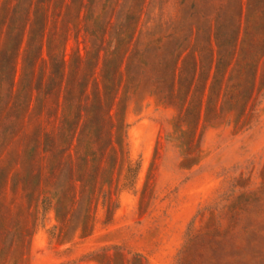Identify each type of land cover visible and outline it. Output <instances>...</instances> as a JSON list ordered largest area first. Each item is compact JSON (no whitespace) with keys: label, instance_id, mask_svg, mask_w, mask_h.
Here are the masks:
<instances>
[{"label":"rangeland","instance_id":"obj_1","mask_svg":"<svg viewBox=\"0 0 264 264\" xmlns=\"http://www.w3.org/2000/svg\"><path fill=\"white\" fill-rule=\"evenodd\" d=\"M246 1L0 0V48L26 37V105L0 83V264H264V29ZM41 39L66 45L61 80ZM67 100L96 104L99 132L71 130Z\"/></svg>","mask_w":264,"mask_h":264},{"label":"trees","instance_id":"obj_2","mask_svg":"<svg viewBox=\"0 0 264 264\" xmlns=\"http://www.w3.org/2000/svg\"><path fill=\"white\" fill-rule=\"evenodd\" d=\"M246 9H245V18L248 21H252V29L255 32H260V30L264 29V15L263 17L258 20L256 18L253 17L252 15V7H251V3L249 4V0L246 1ZM262 11V9H261ZM262 13H264L262 11ZM5 14L1 15L2 19L1 20H6L5 19ZM42 18V17H41ZM45 20L44 18L36 20L33 24L30 23V27H29V31L30 33H28L27 36V42L29 41V39L31 38L33 31H37L41 33V36L43 37L45 34V29H44V24H45ZM39 23V26H38ZM36 24V25H35ZM99 28L103 29L104 27L102 25H100L99 21H97V23ZM43 25V26H42ZM7 26L9 27V29H13V24H7ZM249 30V28L244 27L243 28V35L245 36L247 34V31ZM24 41H26V37L24 36V33H22L21 37L19 36H15L14 37V32L12 31L11 33H9L6 38L5 41L3 43V46L0 48V83L7 81L9 87H10V91L13 94H18V98H20V101L26 105V80H24V75L25 73V59L24 61L21 63V65H19L18 63V59L15 56L14 57V48L16 49H20V47H22V44L24 43ZM44 42L46 44V46L44 47ZM51 45L56 46L57 47V51H58V58L57 60L53 58L54 56V51H52L51 49ZM254 50L257 51L258 49H262L264 48V34L263 36H259L257 38L256 43L253 45ZM39 56L42 58L43 57V52L45 51L49 57V59H53V63H54V69H53V73L52 79L55 80H61L63 77V69L62 68L66 62H67V58H66V54H67V50H66V45H64L62 43V40L57 39V40H53L52 42L50 41L49 43V39H41V46L39 47ZM24 51L26 52V48H24ZM79 59H81V61H85L86 63V67L87 70L96 73L97 72V67L99 66V54L97 53L95 60L89 56L88 50L85 48L84 49V54H81L79 52L78 55ZM124 58V57H123ZM123 60V59H122ZM111 61V60H110ZM108 60V62L106 64H102V66H100V70L97 73H100V79L102 80L103 83V89L105 92H108L110 94V92H114L115 88H116V81L114 80V77L112 78V75L110 73V67L114 66V65H110L111 62ZM115 71L118 70L119 65H115ZM117 69V70H116ZM120 71V70H119ZM96 85L98 87V80H96ZM41 85H39L37 88L39 89ZM81 91V94H85L86 93V84H82L79 83V92ZM68 96L67 99L72 98L74 96H76L72 89H68L67 90ZM31 95V96H30ZM32 94H29L28 100H29V104H32V101H34L35 103H41V100L39 98V96L37 97V95L35 97H32ZM22 98V99H21ZM34 98V99H32ZM2 101H4V98L2 96V93L0 91V103H2ZM68 101V100H67ZM65 110L64 113L66 112H73L72 113V117L73 119H75V121L67 119V123L69 126H71V130L76 126V119L79 120L80 118L83 117V119L85 120V124L89 129H92L94 132H99L100 130V123H99V119H100V115L98 113V107L96 104H93L91 102L87 103L86 105H81L80 103H73L71 104L70 101L66 102L65 105ZM1 111V110H0ZM63 140L64 138H66L63 134V136L61 137ZM50 139V136H49ZM112 142V140H111ZM49 144V143H48ZM49 149V147L47 148Z\"/></svg>","mask_w":264,"mask_h":264}]
</instances>
